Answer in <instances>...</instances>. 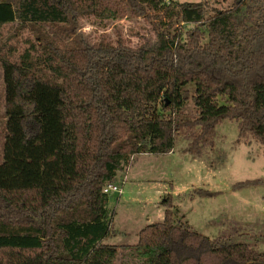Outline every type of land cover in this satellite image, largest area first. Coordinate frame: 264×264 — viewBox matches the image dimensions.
<instances>
[{
	"label": "trees",
	"instance_id": "trees-1",
	"mask_svg": "<svg viewBox=\"0 0 264 264\" xmlns=\"http://www.w3.org/2000/svg\"><path fill=\"white\" fill-rule=\"evenodd\" d=\"M132 18L151 37L138 31L132 43L114 30ZM1 73L4 102L19 114L15 139L10 111L0 112V264H264L245 239L257 222H224L209 237L176 223L172 193L162 222L122 245L117 263V245L104 242L116 211L103 191L136 155L169 153L178 137L201 157L224 119L264 145V0H0ZM11 167L26 175L2 176Z\"/></svg>",
	"mask_w": 264,
	"mask_h": 264
},
{
	"label": "rangeland",
	"instance_id": "rangeland-1",
	"mask_svg": "<svg viewBox=\"0 0 264 264\" xmlns=\"http://www.w3.org/2000/svg\"><path fill=\"white\" fill-rule=\"evenodd\" d=\"M260 3L263 4V1ZM136 20L132 18L115 21L114 30L119 29L122 35L133 40L132 43L136 42L138 31L151 37L148 25L144 24L145 28L140 29L143 22ZM85 27L90 30L94 28L90 23H85ZM187 27L191 25L187 24ZM4 95V79L1 73L0 97L3 100L0 99V112L6 114L10 111L12 119L8 132H13L17 139L15 116L19 114L18 108L6 104ZM190 108L191 103L188 104L187 111ZM4 122L0 118V131L5 130L4 136L0 133V162L4 159L3 140L8 135ZM187 143L183 137H178L171 152L141 153L131 160L126 173L119 172L117 184L114 186L120 187L121 192H111L109 202L116 211L113 231L104 240L105 243L117 245V263L122 259V245L136 244L137 234L142 228L150 223L162 222L164 206L161 200L166 193H172L174 203L177 204L176 223H187L193 230L214 237L224 228V222L238 220L241 224L250 226L257 222L256 227L249 226L245 239L264 250V185L233 189L236 182L264 177V145L239 136L237 123L231 119L216 123L213 148L205 149L201 157H193L184 152ZM7 148L9 150L8 145ZM14 155L12 162L18 165L27 162L21 151H15ZM4 174L17 180L26 175L20 174L19 169L14 167H11V174L6 172L2 176ZM196 188L220 193L207 198L195 194L191 199L190 194Z\"/></svg>",
	"mask_w": 264,
	"mask_h": 264
},
{
	"label": "built area",
	"instance_id": "built-area-1",
	"mask_svg": "<svg viewBox=\"0 0 264 264\" xmlns=\"http://www.w3.org/2000/svg\"><path fill=\"white\" fill-rule=\"evenodd\" d=\"M115 184H109L107 186L104 187L103 191L106 193H111V192H117L120 193L121 192V188L118 186H114Z\"/></svg>",
	"mask_w": 264,
	"mask_h": 264
},
{
	"label": "crops",
	"instance_id": "crops-1",
	"mask_svg": "<svg viewBox=\"0 0 264 264\" xmlns=\"http://www.w3.org/2000/svg\"><path fill=\"white\" fill-rule=\"evenodd\" d=\"M125 173H126V171H125Z\"/></svg>",
	"mask_w": 264,
	"mask_h": 264
}]
</instances>
